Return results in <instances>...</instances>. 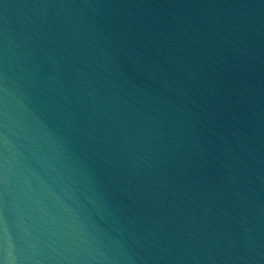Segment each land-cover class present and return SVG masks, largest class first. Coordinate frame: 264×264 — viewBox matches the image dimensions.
Listing matches in <instances>:
<instances>
[{"label":"water","instance_id":"obj_1","mask_svg":"<svg viewBox=\"0 0 264 264\" xmlns=\"http://www.w3.org/2000/svg\"><path fill=\"white\" fill-rule=\"evenodd\" d=\"M0 264H264V0H0Z\"/></svg>","mask_w":264,"mask_h":264}]
</instances>
